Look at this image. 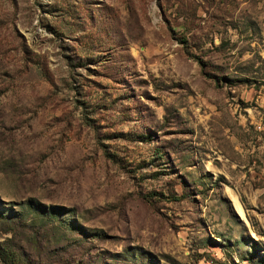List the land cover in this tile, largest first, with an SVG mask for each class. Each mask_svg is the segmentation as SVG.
Segmentation results:
<instances>
[{
	"label": "rangeland",
	"instance_id": "rangeland-1",
	"mask_svg": "<svg viewBox=\"0 0 264 264\" xmlns=\"http://www.w3.org/2000/svg\"><path fill=\"white\" fill-rule=\"evenodd\" d=\"M0 252L264 264V0H0Z\"/></svg>",
	"mask_w": 264,
	"mask_h": 264
},
{
	"label": "trees",
	"instance_id": "trees-1",
	"mask_svg": "<svg viewBox=\"0 0 264 264\" xmlns=\"http://www.w3.org/2000/svg\"><path fill=\"white\" fill-rule=\"evenodd\" d=\"M0 259L2 260L3 264H21L13 253L8 254V253L0 252ZM24 264H29V263L25 262Z\"/></svg>",
	"mask_w": 264,
	"mask_h": 264
}]
</instances>
